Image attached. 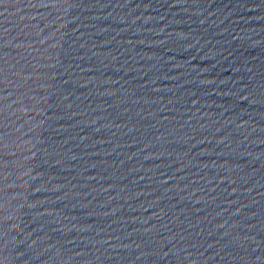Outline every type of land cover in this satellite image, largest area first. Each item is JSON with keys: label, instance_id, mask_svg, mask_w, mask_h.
Here are the masks:
<instances>
[{"label": "water", "instance_id": "1", "mask_svg": "<svg viewBox=\"0 0 264 264\" xmlns=\"http://www.w3.org/2000/svg\"><path fill=\"white\" fill-rule=\"evenodd\" d=\"M0 264H264V0H0Z\"/></svg>", "mask_w": 264, "mask_h": 264}]
</instances>
